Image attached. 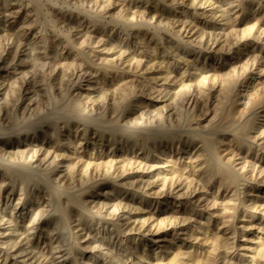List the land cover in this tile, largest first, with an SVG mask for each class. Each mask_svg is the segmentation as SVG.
<instances>
[{"label": "rangeland", "instance_id": "rangeland-1", "mask_svg": "<svg viewBox=\"0 0 264 264\" xmlns=\"http://www.w3.org/2000/svg\"><path fill=\"white\" fill-rule=\"evenodd\" d=\"M0 264H264V0H0Z\"/></svg>", "mask_w": 264, "mask_h": 264}, {"label": "bare ground", "instance_id": "bare-ground-1", "mask_svg": "<svg viewBox=\"0 0 264 264\" xmlns=\"http://www.w3.org/2000/svg\"><path fill=\"white\" fill-rule=\"evenodd\" d=\"M82 65H83V64H82ZM229 80H230V79H229ZM227 81H228V80H227ZM227 81H226V82H227ZM228 83H229V82H228ZM257 91H258V90H257ZM68 93H69V92H68ZM89 98H90V97H89ZM88 100H89V99H88ZM252 100H253V99H252ZM80 101H81V99H80ZM248 102H249V101H248ZM71 103L73 104L74 102H70V104H71ZM78 105H79V102L76 103V106H77V107H78ZM225 105H226V104H225ZM111 107H112V106H111ZM24 108H25V107H24ZM78 108H79V107H78ZM74 109H75V108H74ZM32 110H33V109H32ZM117 110H118L119 112H121L122 109H117ZM239 110H240V109H239ZM241 110H242V109H241ZM78 111H79V110H78ZM122 111H124V110H122ZM179 111H180V110H179ZM119 112H118V113H119ZM245 112H246V111H245ZM78 113H79V112H78ZM225 113H226V112H225ZM243 113H244V111H243ZM68 114H70V113H68ZM83 114H84V113H83ZM86 114H87V113H86ZM101 114H102V113H101ZM249 114H250V113H249ZM81 115H82V114H81ZM81 115H80V116H81ZM117 115H118V114H117ZM180 115H181V114H180ZM82 116H84V115H82ZM71 117H72V116H71ZM87 119H88V118H87ZM100 119L102 120V118H100ZM117 119H118V118H117ZM177 119H178V118H177ZM112 120H113V119H112ZM127 120H128V119H127ZM133 120H134V119H133ZM88 121H89V119H88ZM90 122H91V121H90ZM92 122H93V119H92ZM183 122H184V121H183ZM96 123H97V122H96ZM109 123L112 124L113 122H109ZM118 123H119V121H118ZM118 123H116V124L118 125ZM127 123H128V122H127ZM82 124H83V123H82ZM84 124H86V123H84ZM91 124H92V123H91ZM114 124H115V122H114ZM128 124H129V123H128ZM131 124H132V122H131ZM136 124H137V123H136ZM224 124H226V123H224ZM224 124H221V125L219 124V125H218V128H220V129L223 130V128L225 127ZM86 125H87V124H86ZM100 125H101V124H100ZM102 125H103V124H102ZM104 125H105V123H104ZM106 125L108 126L109 124H106ZM163 125H164V124H163ZM226 125H227V124H226ZM97 126H99V125H97ZM114 126H115V125H114ZM184 126H185V125H184ZM187 126H188V125H187ZM228 126H230V124H229ZM27 127H28V126H27ZM86 127H87V126H86ZM104 127H105V126H103V128H104ZM119 127H121V126H119ZM131 127H132V126H131ZM158 127H159V126H158ZM185 127H186V126H185ZM214 127H215V129H216V126H214ZM214 127H213V128H214ZM25 128H26V127H25ZM99 128H101V127L99 126ZM106 128L109 129L108 127H106ZM112 128H113V127H112ZM114 128L116 129V131H118L119 129H120V130H123V128L126 130L128 127H127V128H126V127H121V128H118V129H117L116 126H115ZM135 128H136V127H135ZM135 128H134V129H135ZM137 128H138V127H137ZM163 128H164V126H163ZM163 128H162V129H163ZM170 128H171V127H170ZM172 128H174V127H172ZM175 128H176V127H175ZM225 128H226V127H225ZM104 129H105V128H104ZM131 129H132V128H131ZM138 129L143 130V129H141V128H138ZM215 129H214V130L211 129V133H210L211 135L215 132ZM112 130H114V129H112ZM125 130H124V131H125ZM140 130H138V131H140ZM149 130H150V129H149ZM149 130H148V131H149ZM156 130H157V129H156ZM159 130H160V129L158 128L157 131H159ZM167 130L169 131V128H168ZM174 130H175V129H174ZM176 130L178 131V129H176ZM216 130H217V129H216ZM85 131H86V130H85ZM126 131H129V129H127ZM138 131L135 130V132L133 131V133H137ZM148 131H147V133H148ZM152 131H153V129H152ZM164 131H165V132H164ZM164 131L161 130L162 133L164 132V134H166V129H165ZM171 131L173 132V129H172ZM171 131H170V133H171ZM184 131H185V130H184ZM209 131H210V130H209ZM119 132H120V131H119ZM144 132H145V131H144ZM154 132H155V131H154ZM154 132H151V130H150V133H151V134H153ZM174 132H175V131H174ZM182 132H183V131H182ZM185 132H186V131H185ZM187 132H188V130H187ZM198 132H199V131H198ZM198 132H197V133H198ZM201 132H202V130H201ZM85 133H86V132H85ZM131 133H132V130H131ZM147 133H146V134H147ZM159 133H160V131H159ZM159 133L156 132V134H159ZM170 133H169V134H170ZM206 133H208V135H209V132H208V131L205 132V134H206ZM215 133H216V132H215ZM215 133H214V134H215ZM223 133H224V132H223ZM148 134H149V133H148ZM176 134H178V133H176ZM198 134H199V133H198ZM200 134H201V133H200ZM205 134H204V132H203L204 137L201 136V135H202V134H201L199 138H201V140L204 142V145H205V146H208V147H206V149H207V148L209 149V147H210V139H209V137L206 136ZM216 134H217V133H216ZM174 135H175V134H174ZM180 135H181V134H180ZM196 135H197V134H196ZM165 136H166L167 138L170 137V135H168V134H166ZM181 136H182V135H181ZM181 136H180V137H181ZM197 136H198V135H197ZM194 137H195V136H194ZM178 138H179V137H178ZM196 138H197V137H195V139H196ZM199 138H197V139H199ZM173 139H174V138H173ZM179 139H180V138H179ZM191 140H192V139H191ZM171 141H172V140H171ZM194 141H195V140H194ZM204 145H203V146H204ZM203 146H202V148L205 147V146H204V147H203ZM206 151H207V150H206ZM157 152H158V151H157ZM202 152H203V151H202ZM204 152H205V151H204ZM204 152H203V153H204ZM207 152H210V151H207ZM211 152H212V151H211ZM211 152L209 153V155L211 154ZM204 154H205V153H204ZM204 154H203V155H204ZM157 155H158V154H157ZM157 155H156V156H157ZM206 155H207V154H206ZM212 155H213V154H211L210 156L212 157ZM210 156H208V159H209V160L212 159V158H210ZM213 158H215V157H213ZM219 161H220V160L218 159L217 162L219 163ZM21 162H22V161H21ZM208 163H209V162H208ZM224 164H225V163H224ZM217 165H218V164H217ZM227 166H228V165H227ZM229 166H230V165H229ZM229 166H228V168H229ZM206 168H207V167H206ZM225 168H226V167H225ZM228 168H227V169H228ZM13 169H14V168H13ZM208 169H209V168H208ZM14 170H15V169H14ZM40 170H41V169H40ZM210 170H211V169H210ZM203 171H204V170H203ZM18 172H20V171H18ZM27 173H28V172H27ZM33 174H34V173H33ZM106 174H107V173H106ZM226 174H227V173H226ZM110 175H111V174H110ZM221 175H222V174H221ZM109 178H110V177H109ZM72 182H73V181H72ZM61 192H62V191H61ZM62 193H63V192H62ZM74 196H75V195H74Z\"/></svg>", "mask_w": 264, "mask_h": 264}]
</instances>
